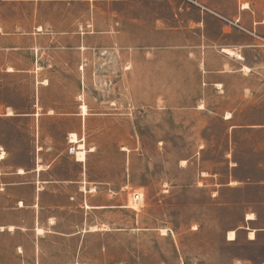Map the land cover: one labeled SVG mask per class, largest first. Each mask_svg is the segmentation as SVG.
Returning a JSON list of instances; mask_svg holds the SVG:
<instances>
[{
	"label": "rangeland",
	"instance_id": "obj_1",
	"mask_svg": "<svg viewBox=\"0 0 264 264\" xmlns=\"http://www.w3.org/2000/svg\"><path fill=\"white\" fill-rule=\"evenodd\" d=\"M215 1L232 12L231 0H0V100L64 102L80 82L88 174L114 190L113 209L86 217L96 231L49 241V255L65 264H264V127H234L264 124V69L223 74V94L203 85L202 57L210 68L231 62L192 47L201 15L210 38L234 23ZM70 128L79 127H33L49 136L41 143L18 125L0 144L17 163L38 145L72 155Z\"/></svg>",
	"mask_w": 264,
	"mask_h": 264
},
{
	"label": "crops",
	"instance_id": "obj_2",
	"mask_svg": "<svg viewBox=\"0 0 264 264\" xmlns=\"http://www.w3.org/2000/svg\"><path fill=\"white\" fill-rule=\"evenodd\" d=\"M231 5L233 10L228 13L219 1L214 3L213 9L234 21L229 22L230 25L220 22L216 38L204 33L203 15L200 21L192 22L201 28L200 42L192 47L201 48L202 56L216 52L231 61L210 68L205 58L201 59L203 85H210L217 94H223L225 81L220 79L223 74L251 75L257 69H264V0H231ZM232 24L238 26L234 28ZM234 33L238 35L231 38ZM224 49L230 50L231 54L225 53ZM5 72L28 71L10 68ZM82 92L84 88L79 82L72 97L64 102L39 104L37 99L36 102L31 99L28 107H20L15 100H0V142L10 141L11 132L15 137L18 125L28 127L30 142L35 137L41 143L49 136L42 130L34 135L33 127L78 126L67 129V136H63L64 144H75L72 147L77 150V143L84 144L80 127L85 126L86 117L91 115L85 103L86 114L81 113ZM234 127L257 128L264 124H235ZM70 133L76 134L77 143L68 141ZM65 151L66 148L50 154L49 147L38 145L31 151L28 161L17 163L11 159L4 144H0V264H65L63 258L58 260V253L49 255L48 242L60 239L63 243L65 239L80 236L81 232H95L96 226L86 218L87 215L113 209L114 190L110 181L98 182L89 177L87 157L92 150L85 149L83 162L74 156L76 152L67 155ZM75 217H78L77 221Z\"/></svg>",
	"mask_w": 264,
	"mask_h": 264
},
{
	"label": "bare ground",
	"instance_id": "obj_3",
	"mask_svg": "<svg viewBox=\"0 0 264 264\" xmlns=\"http://www.w3.org/2000/svg\"><path fill=\"white\" fill-rule=\"evenodd\" d=\"M225 53H228V54H231V51L230 50H227V49H224L223 50ZM10 69V68H9ZM244 71H247L246 68L243 69ZM81 113L82 115H85L86 114V106L83 104L81 105ZM226 119L230 118V114L227 113L226 116H225ZM68 141L70 143H77V137H76V134L75 133H70L68 135ZM75 156L77 158L78 161H84L85 160V150H84V145L82 142L80 143H77V150L75 151ZM182 163L185 164V161H182ZM140 194V193H138ZM139 203V202H138ZM138 203H133V204H138ZM136 208V206H134ZM133 208V207H132ZM246 219L247 220H254V216L253 214L249 213L246 215ZM248 237L249 239H253L254 238V232L253 231H250L249 234H248ZM227 240L228 241H233L235 240V233L234 231H229L227 233Z\"/></svg>",
	"mask_w": 264,
	"mask_h": 264
},
{
	"label": "built area",
	"instance_id": "obj_4",
	"mask_svg": "<svg viewBox=\"0 0 264 264\" xmlns=\"http://www.w3.org/2000/svg\"><path fill=\"white\" fill-rule=\"evenodd\" d=\"M75 148L74 147H69L68 148V153L69 154H73V153H75ZM142 200V196L140 195V194H138V193H134V194H132V201H133V203H138V202H140Z\"/></svg>",
	"mask_w": 264,
	"mask_h": 264
}]
</instances>
